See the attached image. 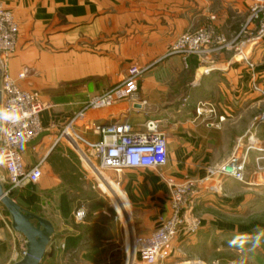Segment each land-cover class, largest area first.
Segmentation results:
<instances>
[{"label": "crops", "instance_id": "crops-1", "mask_svg": "<svg viewBox=\"0 0 264 264\" xmlns=\"http://www.w3.org/2000/svg\"><path fill=\"white\" fill-rule=\"evenodd\" d=\"M250 4L251 0H0L19 27L8 73L22 90L38 93L45 107L40 139L21 150L27 168L44 160L40 194L53 216H38L50 221L55 233L41 264H130L137 250L127 248V241L149 237L170 216L171 185L198 186L193 214L217 203L218 195L200 184L208 168L225 163L236 152L253 122L264 114V42L245 49L248 63L234 52H222L212 61L190 58L185 65L170 50L183 34L209 24L232 38L246 22ZM133 65L148 68L136 100L89 111L74 129L96 143L100 137L92 124L128 123L143 131L147 122L158 121L168 141V164L157 171L111 174L121 192H116L117 201L130 212L129 221L92 223L88 216L76 224L73 213L81 204L86 208L81 198L91 194L88 182L94 177L84 164L83 170L74 166L67 144L56 145V140L92 98L121 83ZM23 70L29 74L20 80ZM201 105L206 111L213 109L215 116L198 117ZM255 133L263 151L250 154L242 183L248 188L264 187V160L263 169L255 172V159L264 158V126ZM4 176L0 164V180ZM234 184L239 182L228 181L226 191ZM103 188L108 189L107 184ZM52 195L57 200H51ZM117 201L114 205L124 216ZM1 206L0 264H15L25 254L26 240L12 229ZM184 241L180 238L175 246L183 247Z\"/></svg>", "mask_w": 264, "mask_h": 264}, {"label": "built area", "instance_id": "built-area-1", "mask_svg": "<svg viewBox=\"0 0 264 264\" xmlns=\"http://www.w3.org/2000/svg\"><path fill=\"white\" fill-rule=\"evenodd\" d=\"M214 18H212L213 20ZM19 27L13 13L0 6V65L2 95V130L0 133V164L5 176L0 180L5 193L10 195L36 186L43 177L44 160L32 168L24 164L21 150L34 143L43 133L41 114L45 107L36 92L22 90L8 73V62L15 53ZM264 42V0H251L246 22L230 39L218 33L212 25L199 30L186 32L173 45L170 55L182 58L185 65L190 58L211 61L222 52H234L248 60L244 54L248 46ZM148 68L131 66L124 80L115 87L92 98L86 106L66 125L56 140L77 154L82 164L100 183L107 184L104 172L120 173L124 170H154L168 164V141L158 121H149L143 131H136L128 123L100 125L92 124L91 130L100 137L92 143L80 136L75 125L89 111L109 108L116 102L135 101L139 83ZM28 70L19 75L20 80L28 77ZM204 105L196 109L198 117L209 114ZM224 119L220 118L222 122ZM264 126V114L258 116L245 138L239 143L236 152L222 164L207 169L201 186L214 195H221L228 181L244 183L251 152L261 153L256 129ZM263 157L255 159L256 171H261ZM170 216L161 221L159 228L149 237L136 240L137 254L132 264L139 258L142 264H165L172 256L175 243L180 239L197 234L201 225L193 215L194 199L198 186L186 184L170 186ZM86 208L81 204L73 213L76 224L84 223ZM181 252V250H178ZM200 263V262H198Z\"/></svg>", "mask_w": 264, "mask_h": 264}, {"label": "rangeland", "instance_id": "rangeland-1", "mask_svg": "<svg viewBox=\"0 0 264 264\" xmlns=\"http://www.w3.org/2000/svg\"><path fill=\"white\" fill-rule=\"evenodd\" d=\"M68 154L75 161L74 166L82 170L86 168L70 148ZM58 165L61 168L65 167L63 161L58 162ZM255 172L260 171L255 169ZM111 174L115 173L104 172L108 182L113 183L112 187H117L110 178ZM88 184L92 192L90 195L82 196L81 202L86 205V217L92 216V223L102 224L110 218L117 219L118 222L129 221L130 212L124 207V216H121L114 206L112 190L107 188L105 190L103 186L99 187L100 183L95 179ZM40 188V183L30 186L21 192H16L11 199L26 211L52 217L53 212L47 200L41 197ZM114 189L116 190L115 187ZM117 192L120 191L117 190ZM56 197L52 195L51 200H57ZM218 199L215 204L208 203L201 209L194 210L193 215L199 220L201 229L197 234L187 237L183 247H174L177 253L171 258L170 264L198 262L202 264H264V187L248 188L242 183L234 184L227 191L225 188L222 194L218 195ZM134 242L131 239L127 241V245L124 244L133 251L137 250ZM131 259L130 264L133 257ZM138 261L140 262L139 258L135 264H138Z\"/></svg>", "mask_w": 264, "mask_h": 264}, {"label": "water", "instance_id": "water-1", "mask_svg": "<svg viewBox=\"0 0 264 264\" xmlns=\"http://www.w3.org/2000/svg\"><path fill=\"white\" fill-rule=\"evenodd\" d=\"M2 130V95L0 91V133ZM0 204L11 218L12 229L26 240V251L23 258L15 264H41L52 237L55 233L53 224L23 209L4 191L0 182Z\"/></svg>", "mask_w": 264, "mask_h": 264}, {"label": "bare ground", "instance_id": "bare-ground-1", "mask_svg": "<svg viewBox=\"0 0 264 264\" xmlns=\"http://www.w3.org/2000/svg\"><path fill=\"white\" fill-rule=\"evenodd\" d=\"M112 185H113L112 183H107L108 189L113 191L115 201H117V198H116L117 193H116V192H117V190H119V189H118L116 186H113V187H112ZM114 187H115L117 190H115ZM120 197H121V196H120V194H119V198H120ZM120 199H121V198H120ZM117 203H118V201H117ZM113 204H114V203H113ZM118 204H119V203H118ZM114 206H115V205H114ZM119 206H121V205H119ZM121 207H122V206H121ZM121 207H120V208H121ZM123 208H124V207H122L121 209H123ZM124 209H125V208H124ZM118 213H119V212H118ZM123 213H124V212H123ZM121 216H122V215H121ZM185 264H192V263H185ZM195 264H202V263L200 262V263H195Z\"/></svg>", "mask_w": 264, "mask_h": 264}, {"label": "trees", "instance_id": "trees-1", "mask_svg": "<svg viewBox=\"0 0 264 264\" xmlns=\"http://www.w3.org/2000/svg\"><path fill=\"white\" fill-rule=\"evenodd\" d=\"M14 196V194L10 195V198H12Z\"/></svg>", "mask_w": 264, "mask_h": 264}]
</instances>
